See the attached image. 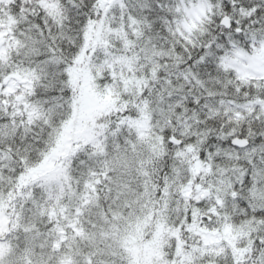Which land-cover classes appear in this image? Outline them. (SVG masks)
<instances>
[{
  "label": "snow or ice",
  "instance_id": "snow-or-ice-1",
  "mask_svg": "<svg viewBox=\"0 0 264 264\" xmlns=\"http://www.w3.org/2000/svg\"><path fill=\"white\" fill-rule=\"evenodd\" d=\"M0 264H264V0H0Z\"/></svg>",
  "mask_w": 264,
  "mask_h": 264
}]
</instances>
